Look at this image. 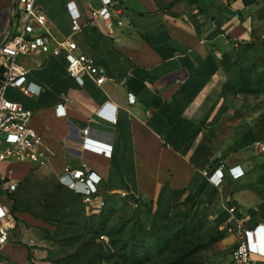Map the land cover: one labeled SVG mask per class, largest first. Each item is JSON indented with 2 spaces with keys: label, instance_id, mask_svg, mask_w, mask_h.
Returning <instances> with one entry per match:
<instances>
[{
  "label": "crops",
  "instance_id": "0c3cea01",
  "mask_svg": "<svg viewBox=\"0 0 264 264\" xmlns=\"http://www.w3.org/2000/svg\"><path fill=\"white\" fill-rule=\"evenodd\" d=\"M35 1L54 36L71 34L75 54L91 57L105 76L100 85L89 77L78 83L67 72L63 53L17 57L28 69V81L41 90L29 96L7 87L4 96L32 113L30 124L48 157L44 171L93 170L101 176L100 196L108 207L119 202L145 222L161 192L171 191L218 229L225 226V208L231 204L246 227L264 229V202L248 186L264 151L252 122L243 117L242 96L221 94L225 55L252 43L264 61V0H118L113 7L122 25L112 36L100 19H92L101 0ZM68 2L80 14L75 33ZM17 3L0 0V43L20 27ZM57 105L63 112L55 110ZM84 128L92 147L82 146ZM221 160L224 171L239 166L244 174L231 178L225 173L215 185L208 175ZM30 171L26 161L0 163V177L9 180ZM22 215L0 245V259L57 264L50 248L34 247L31 237H39ZM253 239L259 243L254 262L264 264V233ZM221 241L233 246L235 235L227 232Z\"/></svg>",
  "mask_w": 264,
  "mask_h": 264
},
{
  "label": "rangeland",
  "instance_id": "374dc122",
  "mask_svg": "<svg viewBox=\"0 0 264 264\" xmlns=\"http://www.w3.org/2000/svg\"><path fill=\"white\" fill-rule=\"evenodd\" d=\"M225 58L230 65V79L226 75L228 85L224 96H242L243 117L252 122L261 142L259 148L264 151V67L244 47ZM17 182L11 197L12 210H16L18 217V212L23 211L27 227H32L38 235L39 238L31 237L34 247L50 248L63 264L229 262L232 246L222 243V239L215 240L218 232L223 237L226 233L208 220L192 218L171 194L162 198L155 214L143 223L132 209L119 202L110 211L108 206L100 213L87 210L59 181V175L41 167L31 170ZM248 186L257 199L264 202V161L257 165L256 177ZM69 197H73L72 206ZM92 213L95 215L91 216ZM99 217L104 222L102 229L94 225ZM96 228L100 229L97 234L92 232ZM137 243L142 245L134 248ZM122 246H126L127 253L132 247L136 249V257L120 256Z\"/></svg>",
  "mask_w": 264,
  "mask_h": 264
},
{
  "label": "built area",
  "instance_id": "2783aa9c",
  "mask_svg": "<svg viewBox=\"0 0 264 264\" xmlns=\"http://www.w3.org/2000/svg\"><path fill=\"white\" fill-rule=\"evenodd\" d=\"M17 13L20 27L16 33L8 36L0 43V163L5 161H26L31 167H42L48 162L46 149L42 137L31 126V112L25 110L18 102L4 96L7 87H14L25 95H37L41 87L28 81V69L17 60L20 55L44 53L58 56L63 53L66 60L67 72L78 82L84 77L91 78L96 84L105 80L104 71L97 66L93 59L86 54H75L76 43L71 34L64 38H56L47 27L44 11L35 0H17ZM118 0H101V7L92 11V19L98 18L104 25V32L112 36L116 27L122 25L121 18L115 13L113 4ZM70 13V30L75 33L81 28L80 14L71 2L67 3ZM264 38V35L262 36ZM57 105L56 111L63 112ZM82 146L92 147L89 128L82 129ZM263 148V147H262ZM225 169L224 161H219L208 178L218 185L225 173L231 178H239L244 171L239 166ZM101 176L90 169H72L65 167L59 175V181L69 189L79 193L85 208L91 212L100 211L104 206V199L100 196L99 182ZM17 181L0 177V190L6 196L15 190ZM122 195H124L122 193ZM227 212V232L235 235L229 264H255L253 253L259 243L252 240V236L264 233L262 225L253 229L246 227L243 217L237 207L231 204L225 208ZM15 227V219L10 212L9 204L0 201V245L7 243L10 231ZM0 264H11L9 260L0 259Z\"/></svg>",
  "mask_w": 264,
  "mask_h": 264
},
{
  "label": "trees",
  "instance_id": "16d2710c",
  "mask_svg": "<svg viewBox=\"0 0 264 264\" xmlns=\"http://www.w3.org/2000/svg\"><path fill=\"white\" fill-rule=\"evenodd\" d=\"M240 47H244V48H246L247 50H250V52L252 53V55H253V57L257 60V62L259 63V64H261L263 67H264V61L263 60H261L258 56H257V54H256V52H255V48H254V46H253V44L252 43H241V45H240ZM227 55H225L224 57H223V61H222V66H223V69H224V71H225V74L227 75V79H230V65L225 61V57H226ZM225 80V82L223 83V86H222V90H221V94L224 96V92H225V89H226V87H227V85H228V80ZM242 92H247V91H243L242 90ZM33 169H35V167H31V170H33ZM17 185H18V182H17ZM17 185H16V188H17ZM16 188H15V190H16ZM15 190L13 191V192H11V193H7L6 194V202L9 204V206H10V212L12 213V215H13V217H14V219H15V221L17 220V221H19L18 220V215L16 214V210H12V207H11V205H12V199H11V197H12V194L15 192ZM71 190V189H70ZM73 193H74V195H72V196H74L75 197V199H78V201L83 205V207L85 208V204L83 203V201H82V196L79 194V193H76L75 191H73V190H71ZM0 193H3V191H1L0 190ZM167 194H171V195H173L176 199H177V202H178V204L180 205V206H183L182 205V203H180L179 202V200H178V193H176V192H164V191H162L161 192V194L159 195V197H158V200H157V205H156V209H155V211L153 212L154 214H155V212L158 210V204L161 202V200H162V198L165 196V195H167ZM73 198V197H72ZM71 197H69V200L70 201H72L73 199H72ZM105 198V197H104ZM103 198V199H104ZM70 205L72 206L73 205V201L70 203ZM108 205H107V200H106V198L104 199V206L101 208V210L99 211V213L100 212H102L103 211V209L105 208V207H107ZM189 213H190V216L192 217V218H194V219H196V220H198V221H201V219H205V220H207V218L206 217H204V216H199L198 214H195V213H193V212H190L185 206H183ZM107 208H109V207H107ZM111 209L109 208V211H110ZM18 213H23V211H20V212H18ZM137 214V213H136ZM93 215H95L94 213H92L91 214V216H93ZM98 215V214H97ZM153 215V214H152ZM139 220L140 221H142L143 223H146L145 221H143V220H141L140 218H139ZM94 225L96 226V227H98V228H104V222H103V220H102V217H99V220H97L96 222H94ZM219 230H221V231H224L225 233H227V231L223 228V229H219ZM193 231V230H192ZM93 233H95V234H97L98 232H100V229L98 230L97 228L96 229H93V231H92ZM218 236L215 238V240L216 241H218V240H220V239H223V236H222V233H221V235H220V233L218 232V234H217ZM140 245H142V243H137L135 246H134V248H136V247H138V246H140ZM125 248H126V246H122L121 248H120V256H122V257H126V254H129V255H133L134 257H136V252H135V250H134V248L132 247V248H130V251L127 253V252H125L124 250H125ZM232 248H233V246H232ZM232 248H231V251H232ZM231 251H230V254H231ZM125 255V256H124ZM55 260V262L57 263V264H63V262H62V259L61 258H55L54 259ZM229 262H230V258H229ZM229 262H228V264H229Z\"/></svg>",
  "mask_w": 264,
  "mask_h": 264
}]
</instances>
